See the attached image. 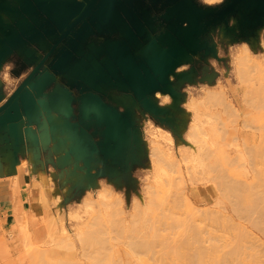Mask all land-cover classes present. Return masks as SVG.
<instances>
[{"label":"rangeland","instance_id":"1","mask_svg":"<svg viewBox=\"0 0 264 264\" xmlns=\"http://www.w3.org/2000/svg\"><path fill=\"white\" fill-rule=\"evenodd\" d=\"M19 1L3 0L0 21ZM190 1L212 11L228 0ZM156 7L157 35L167 24ZM245 17L208 29L172 74L156 75V91L74 116L71 150L56 146L66 161L57 151L31 170L29 209L0 227V264H38L41 248L49 264H190L212 246L202 264H264V16L241 26ZM93 231L97 241L84 243Z\"/></svg>","mask_w":264,"mask_h":264},{"label":"crops","instance_id":"2","mask_svg":"<svg viewBox=\"0 0 264 264\" xmlns=\"http://www.w3.org/2000/svg\"><path fill=\"white\" fill-rule=\"evenodd\" d=\"M64 1L76 3L81 0ZM16 9L18 12L23 10L18 7ZM26 9L29 16L26 12H20L23 17L18 20L19 27L15 24L17 21L11 23L15 25L14 46H6L8 55L0 61V108L6 104L56 39L54 36L49 40V37L53 34L52 23L60 16L59 10L46 0H33ZM60 50L61 47L56 49L41 71L55 61ZM161 54L162 50L150 41H142L137 46L129 47L119 33L110 36L93 35L81 43L69 64L54 76L53 81L39 96L30 91L31 96L23 105L17 98L0 112L1 228L12 225L15 209H29L31 170H39L47 162L48 154L57 151L61 152L57 161H66L65 157L60 158L62 151L56 149V146L63 140L65 151L71 150L74 130L71 121L74 116L90 119L95 115L98 105L103 104V99H108L114 105L130 103L127 96L134 94L116 84L121 80L128 82V79L119 76L123 72L134 81L136 72L141 73L140 62L147 63L146 67L158 85L157 78L160 74L156 76V56L159 55L162 59ZM138 83V87H141L140 82ZM23 92L24 90L21 94ZM105 116L108 122L115 119L109 112ZM41 134H44V143Z\"/></svg>","mask_w":264,"mask_h":264},{"label":"water","instance_id":"3","mask_svg":"<svg viewBox=\"0 0 264 264\" xmlns=\"http://www.w3.org/2000/svg\"><path fill=\"white\" fill-rule=\"evenodd\" d=\"M32 1L11 2V6L8 7L9 17L0 21V49L2 50L0 61L8 55L6 46H14L13 30L15 25L11 23L17 21L15 24L19 27L18 20L23 17L20 12H26L25 14L29 16L26 7L30 6ZM46 1L60 12L58 20L52 23L53 34L51 33V37H49V40H52L54 36L56 39L6 104L0 108V112L17 98L19 103L23 105L26 99L31 96L30 91L39 96L41 91L53 81L54 76L61 73L69 64L81 43L93 35L110 36L119 33L125 45L129 47L137 46L142 41L145 43L150 41L157 45L163 52L161 54L162 59L159 58V55L156 56L157 74L166 78L167 74H172V66L176 62L186 61L189 55L198 49L200 37L205 35L212 26L225 24L228 17L236 13L240 18V12L244 10L247 17H245L244 22L238 20L241 26L256 24L264 16V0H228L219 9L212 11H203L190 0H81L76 3H69L64 0ZM158 3H163L164 19L167 25L161 34L156 35L151 13L156 10ZM4 7L6 6L4 5ZM17 7L23 10L18 12ZM186 15L193 18L197 23V30L184 38L180 34L189 30L187 20L183 18ZM222 28L226 29L229 35L230 28L227 25H223ZM153 34L155 35L153 36ZM164 35L170 37L171 44H180L185 49L186 54L184 56L175 55L171 50V44L162 41ZM58 47H61V50L55 61L41 71L43 65ZM140 63L141 73L136 72L134 81L131 76L129 78L123 72L124 77L123 74L119 76L122 79H128V82L124 83L121 80L116 85L118 87L123 86V90L129 89L138 98H143L145 94L156 91L159 86L155 84V78L151 76L146 67L147 63ZM163 63L165 65H162ZM163 68L165 70L170 69L163 71ZM138 82H140L141 87H138ZM125 85L132 87L126 88ZM23 90L24 92L21 94Z\"/></svg>","mask_w":264,"mask_h":264},{"label":"bare ground","instance_id":"4","mask_svg":"<svg viewBox=\"0 0 264 264\" xmlns=\"http://www.w3.org/2000/svg\"><path fill=\"white\" fill-rule=\"evenodd\" d=\"M209 1V0H208ZM2 2H3V0H0V6L2 5ZM243 13L245 14L246 13V11L244 10L243 11ZM188 27H189V30L187 31V32H181V34H180V36L181 37H187V36H189L190 34H191V32H193L194 30H195V28H196V26L193 24V23H188ZM163 42L164 43H167V44H171V42H170V40L169 39H166V40H163ZM170 47H171V50L173 51V53L175 54V55H181V56H184L185 54H186V51H185V49L183 48V47H181V45L180 44H176V43H172L171 45H170ZM168 88V90L171 92L173 89H172V87H171V85L170 86H168L167 87ZM41 139H42V143H44L45 142V137H44V134H41ZM154 149V151H156V149L157 148H153ZM29 200L30 201H32V199H31V197L29 198ZM29 227H26V226H23V227H20L18 230H17V234L19 235V236H21V237H23V239H22V241H23V245H24V247H28V246H32V243H31V237H30V235H29ZM87 237V238H86ZM83 240L85 241V240H91V242H92V240H95V241H97V239H98V235L96 234V232L95 231H93V232H91L89 235H87ZM6 239V238H5ZM89 240L88 241H86V242H84V243H87L88 242V244H92L91 242H89ZM7 241V240H6ZM194 241H197V239L196 240H194ZM3 244H4V242H5V240L3 239V241H1ZM94 242V241H93ZM1 244V243H0ZM61 244V243H60ZM63 244V243H62ZM190 244V243H189ZM40 246H44V245H40ZM63 246V245H62ZM61 246V247H62ZM68 247V245H65L64 246V248L63 249H61V247L60 248H58L59 246H57V250H59V251H61V252H65V251H67L68 252V249H67V247ZM183 246L184 247H189V246H187V245H184L183 244ZM6 248H7V246H6ZM5 248V249H6ZM36 248H40V247H38V246H36ZM172 248V247H171ZM211 248V250L209 249H206L207 251H208V253L211 251V253L212 252H214V253H212V254H210V255H213V254H215V251L213 250V246L212 247H210ZM66 249V250H65ZM62 250H65V251H62ZM176 250V249H175ZM206 250H203L204 251V253H200L199 255L201 256V258H200V256L197 254V253H199V252H193V253H195V254H197V256L195 255V254H193V255H195V260L193 259V255L189 258V260H191V262L194 260L196 263H193V264H202V262L204 261V255L203 254H207V253H205L206 252ZM3 251V250H2ZM37 251V255L38 256H40L39 257V259H37V260H39L38 261V264L40 263V264H46V260L45 261H43V259H45L46 258V256L44 255V252H42V251H44V249L43 248H41L40 249V251L42 252H40L39 250H36ZM202 251V252H203ZM67 252H65V253H67ZM177 252V250L175 251V253ZM64 253V254H65ZM175 253H173V254H175ZM3 254V253H2ZM33 254H34V252H33ZM57 254H58V252H57ZM62 254V253H61ZM64 254H63V256L62 257H64ZM31 255V257L33 258V256H32V254H30ZM209 254H207V256H208ZM3 255H1L0 254V257H2ZM175 256V255H174ZM199 256V257H198ZM214 256V255H213ZM61 257V258H62ZM65 257H67L68 258V255H66ZM65 257H64V259L63 260H65ZM198 257V258H197ZM202 257H203V259H202ZM206 257V256H205ZM37 258V257H36ZM60 258V259H61ZM175 258L176 259H178L177 258V256H175ZM193 260H192V259ZM196 258H197V260H196ZM198 259H201V261L202 262H200V260H198ZM3 260V259H2ZM2 260H0V261H2ZM32 260V259H31ZM35 260V259H34ZM34 260L33 261H30V264L31 263H36V262H34ZM67 260V259H66ZM179 260V259H178ZM36 261V260H35ZM199 261V262H198ZM216 261L218 262V264H219V261L218 260H215L214 259V262H213V264H215L216 263ZM63 262H65V261H63ZM191 262L189 261V263L191 264ZM1 263V262H0ZM47 264H49L48 262H47ZM69 264V263H68Z\"/></svg>","mask_w":264,"mask_h":264}]
</instances>
